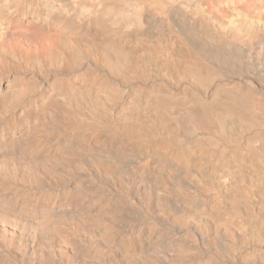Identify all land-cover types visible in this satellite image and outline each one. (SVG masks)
<instances>
[{
  "label": "bare ground",
  "instance_id": "bare-ground-1",
  "mask_svg": "<svg viewBox=\"0 0 264 264\" xmlns=\"http://www.w3.org/2000/svg\"><path fill=\"white\" fill-rule=\"evenodd\" d=\"M0 237L264 264V0H0Z\"/></svg>",
  "mask_w": 264,
  "mask_h": 264
},
{
  "label": "rangeland",
  "instance_id": "rangeland-1",
  "mask_svg": "<svg viewBox=\"0 0 264 264\" xmlns=\"http://www.w3.org/2000/svg\"><path fill=\"white\" fill-rule=\"evenodd\" d=\"M1 240H2V238L0 237V247H2ZM14 241L15 240L13 239L12 242H11V245L9 246V248L6 246L7 248L5 250L0 248V255L1 254H5L9 249L12 250V253L10 251V256H7V257L0 256V263L1 264H3L2 262H4V261H7L9 264H24V262H25V264H39V260L40 259L38 258V256H36V254H32L31 252H28V251H26L25 253L22 252L21 243L19 244L17 241H15V242ZM16 242H17V245H15ZM129 250L133 252V251H135V248L134 247H129ZM21 254H22V257L24 256L23 257L24 258L23 261H22V259L20 260V258H17V256L21 255Z\"/></svg>",
  "mask_w": 264,
  "mask_h": 264
}]
</instances>
